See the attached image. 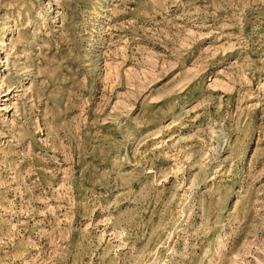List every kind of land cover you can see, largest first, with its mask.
<instances>
[{"label": "rangeland", "instance_id": "rangeland-1", "mask_svg": "<svg viewBox=\"0 0 264 264\" xmlns=\"http://www.w3.org/2000/svg\"><path fill=\"white\" fill-rule=\"evenodd\" d=\"M0 264H264V0H0Z\"/></svg>", "mask_w": 264, "mask_h": 264}]
</instances>
